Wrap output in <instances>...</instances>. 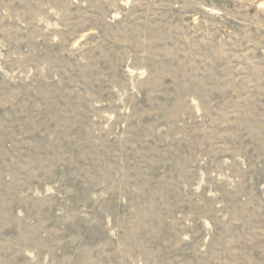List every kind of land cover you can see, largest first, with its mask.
<instances>
[{"label": "rangeland", "instance_id": "obj_1", "mask_svg": "<svg viewBox=\"0 0 264 264\" xmlns=\"http://www.w3.org/2000/svg\"><path fill=\"white\" fill-rule=\"evenodd\" d=\"M0 264H264V0H0Z\"/></svg>", "mask_w": 264, "mask_h": 264}]
</instances>
